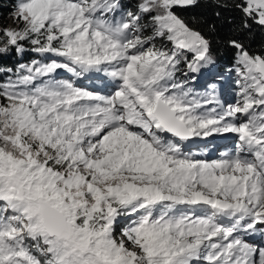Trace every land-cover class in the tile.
Returning a JSON list of instances; mask_svg holds the SVG:
<instances>
[{
	"label": "snow or ice",
	"instance_id": "obj_1",
	"mask_svg": "<svg viewBox=\"0 0 264 264\" xmlns=\"http://www.w3.org/2000/svg\"><path fill=\"white\" fill-rule=\"evenodd\" d=\"M0 264H264V0H11Z\"/></svg>",
	"mask_w": 264,
	"mask_h": 264
},
{
	"label": "trees",
	"instance_id": "obj_2",
	"mask_svg": "<svg viewBox=\"0 0 264 264\" xmlns=\"http://www.w3.org/2000/svg\"><path fill=\"white\" fill-rule=\"evenodd\" d=\"M10 9H11V0H0V17H3L5 19V22L7 21V18L9 16ZM191 11L206 12L207 10L202 8V9H196V10H191ZM259 41H260V36L258 34L257 38H256V42L259 43ZM214 52H215V55L217 58L218 71L220 73H222L224 76V80H223V87H224V84H226V81H228L230 78V75H228V74L235 75L233 72L229 71V69L231 68L232 63H233L232 52H231V50H227L223 47L215 48ZM5 63H11V61H6ZM199 82L200 81H198V83ZM228 82H229V84H231L230 81H228ZM203 85L204 84L202 83L200 85V87L203 88Z\"/></svg>",
	"mask_w": 264,
	"mask_h": 264
},
{
	"label": "rangeland",
	"instance_id": "obj_3",
	"mask_svg": "<svg viewBox=\"0 0 264 264\" xmlns=\"http://www.w3.org/2000/svg\"><path fill=\"white\" fill-rule=\"evenodd\" d=\"M228 75H231V78L233 77L232 79L230 78V80H228L231 83L232 80L234 79L235 75H232V74H228ZM207 79H208V77H201L200 80H199L200 82L196 85V87L200 88L202 90V87H200V85L202 83L205 84ZM228 81H226V84H224V87H222L221 99L225 100L227 102H232V99H233L232 84H229ZM84 83L88 84L89 81H84ZM227 142H228L227 139H219L218 138L217 140L212 142V146L218 148L220 151H223V145L226 144ZM201 147H202V145H201ZM193 150L194 151H199L200 148L193 146ZM213 158H215V157L213 156Z\"/></svg>",
	"mask_w": 264,
	"mask_h": 264
},
{
	"label": "bare ground",
	"instance_id": "obj_4",
	"mask_svg": "<svg viewBox=\"0 0 264 264\" xmlns=\"http://www.w3.org/2000/svg\"><path fill=\"white\" fill-rule=\"evenodd\" d=\"M229 78V77H228ZM230 78H231V75H230ZM230 78H229V80H230Z\"/></svg>",
	"mask_w": 264,
	"mask_h": 264
}]
</instances>
